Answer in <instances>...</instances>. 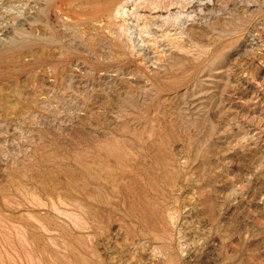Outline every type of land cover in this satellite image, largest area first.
<instances>
[{
  "label": "rangeland",
  "instance_id": "obj_1",
  "mask_svg": "<svg viewBox=\"0 0 264 264\" xmlns=\"http://www.w3.org/2000/svg\"><path fill=\"white\" fill-rule=\"evenodd\" d=\"M0 264H264V0H0Z\"/></svg>",
  "mask_w": 264,
  "mask_h": 264
}]
</instances>
